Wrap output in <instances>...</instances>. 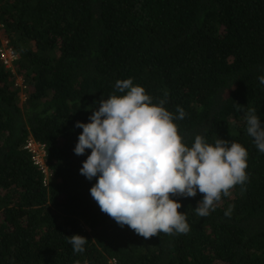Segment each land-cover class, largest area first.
I'll use <instances>...</instances> for the list:
<instances>
[{
	"label": "trees",
	"instance_id": "16d2710c",
	"mask_svg": "<svg viewBox=\"0 0 264 264\" xmlns=\"http://www.w3.org/2000/svg\"><path fill=\"white\" fill-rule=\"evenodd\" d=\"M261 75L264 0H0V264H264V153L244 120L256 109L264 127ZM128 78L174 115L184 109L174 123L186 146L199 134L248 152L244 190L234 186L208 216L195 212L199 191L171 197L187 234L145 239L120 227L91 197L97 178L80 174L91 150L74 153L75 124L89 123L101 99L126 94L115 83ZM28 138L45 145L46 186ZM72 235L88 239L83 253Z\"/></svg>",
	"mask_w": 264,
	"mask_h": 264
},
{
	"label": "clouds",
	"instance_id": "9594fccd",
	"mask_svg": "<svg viewBox=\"0 0 264 264\" xmlns=\"http://www.w3.org/2000/svg\"><path fill=\"white\" fill-rule=\"evenodd\" d=\"M9 69L14 91L20 93L25 90L24 82L14 65ZM258 80L264 85V75ZM115 89L126 94L101 99L89 123L76 122L82 132L74 153L83 155L86 149L91 150L80 174L88 180L97 178L90 188L91 197L120 227L127 225L145 239L161 232L187 234L186 213L178 212L181 204L171 197H195L199 191L203 198L195 212L206 217L222 195H231L234 186L241 185L244 190L248 152L243 146L218 137L210 144L199 134L191 147L186 146L174 123L184 119L182 107L177 106L174 115L163 107L166 99L153 103L131 78L117 80ZM164 95L167 97V92ZM19 98L25 102L23 92ZM237 108L243 111L241 105ZM244 120L247 134L264 153V127L256 109H248ZM52 181L54 177L49 183ZM233 208L229 206L224 215L230 217ZM87 240L81 235L68 236L74 253H83Z\"/></svg>",
	"mask_w": 264,
	"mask_h": 264
},
{
	"label": "built area",
	"instance_id": "2783aa9c",
	"mask_svg": "<svg viewBox=\"0 0 264 264\" xmlns=\"http://www.w3.org/2000/svg\"><path fill=\"white\" fill-rule=\"evenodd\" d=\"M15 57L12 55L11 52H6L2 56V62L9 68L13 66V62ZM24 149L31 154V160L33 165L39 170L43 178V186H46L50 180L53 178V174L46 164L45 157H46V148L45 145L34 140L33 138H28L25 142Z\"/></svg>",
	"mask_w": 264,
	"mask_h": 264
},
{
	"label": "rangeland",
	"instance_id": "374dc122",
	"mask_svg": "<svg viewBox=\"0 0 264 264\" xmlns=\"http://www.w3.org/2000/svg\"><path fill=\"white\" fill-rule=\"evenodd\" d=\"M24 101V99L22 100V102Z\"/></svg>",
	"mask_w": 264,
	"mask_h": 264
}]
</instances>
